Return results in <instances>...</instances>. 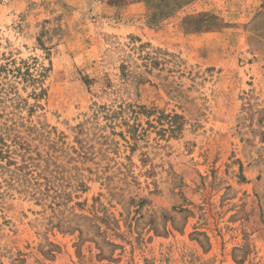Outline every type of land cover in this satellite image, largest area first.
Returning <instances> with one entry per match:
<instances>
[{
	"label": "rangeland",
	"instance_id": "obj_1",
	"mask_svg": "<svg viewBox=\"0 0 264 264\" xmlns=\"http://www.w3.org/2000/svg\"><path fill=\"white\" fill-rule=\"evenodd\" d=\"M3 123L0 264H264V0H0Z\"/></svg>",
	"mask_w": 264,
	"mask_h": 264
},
{
	"label": "trees",
	"instance_id": "obj_2",
	"mask_svg": "<svg viewBox=\"0 0 264 264\" xmlns=\"http://www.w3.org/2000/svg\"><path fill=\"white\" fill-rule=\"evenodd\" d=\"M12 128L7 123L0 124V158L7 160L9 164H16L14 155L18 152L21 138L17 134L13 135ZM24 161L26 163L23 166L29 168L30 163L27 158Z\"/></svg>",
	"mask_w": 264,
	"mask_h": 264
}]
</instances>
